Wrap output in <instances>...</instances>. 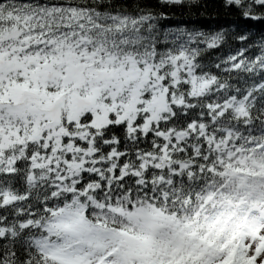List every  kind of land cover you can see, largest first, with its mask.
I'll return each instance as SVG.
<instances>
[{"label": "snow or ice", "instance_id": "1", "mask_svg": "<svg viewBox=\"0 0 264 264\" xmlns=\"http://www.w3.org/2000/svg\"><path fill=\"white\" fill-rule=\"evenodd\" d=\"M219 4L0 0V264H264V0Z\"/></svg>", "mask_w": 264, "mask_h": 264}, {"label": "trees", "instance_id": "2", "mask_svg": "<svg viewBox=\"0 0 264 264\" xmlns=\"http://www.w3.org/2000/svg\"><path fill=\"white\" fill-rule=\"evenodd\" d=\"M151 2L154 3V0H151ZM202 4H206L207 7L194 9L191 13L186 11L183 15L176 14L163 23L169 27L182 25L189 28H199L206 32H214L221 29L229 30L233 28L236 18L233 15L225 13L220 7L219 0H202ZM248 26L251 28L253 35H256L260 31H264V24L259 22H248ZM238 47V44L229 42L222 48L214 50L205 62H208L209 59L211 61L219 62L222 58L235 54ZM249 55H251V53H249ZM216 71L217 70L213 68V72ZM221 75L226 76L227 74L221 73ZM233 75H235V73H233ZM230 82L235 83V81Z\"/></svg>", "mask_w": 264, "mask_h": 264}]
</instances>
